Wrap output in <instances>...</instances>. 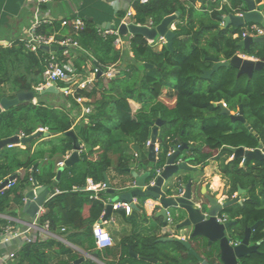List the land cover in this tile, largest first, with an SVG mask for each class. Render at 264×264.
<instances>
[{
	"label": "trees",
	"instance_id": "1",
	"mask_svg": "<svg viewBox=\"0 0 264 264\" xmlns=\"http://www.w3.org/2000/svg\"><path fill=\"white\" fill-rule=\"evenodd\" d=\"M90 1L98 3L96 7L105 13L104 17L67 15L42 23L36 29L37 34H54L58 40L67 36L77 40L80 46L72 47L66 54L64 50L50 53L38 48L32 51L21 40L0 45V99L4 96L13 98L19 91H34L36 94L35 99L22 101L0 113V139L22 132L30 135L40 126L48 127L51 134L49 139L40 141L34 151L33 145L43 135L25 143L24 148H0V184L16 175L11 187L0 190V231L12 223L1 214L16 216V209L24 205L25 193L32 186V169L37 164L35 177L38 183L47 186L56 183L59 190L45 202V211L38 217L39 224L49 221L51 232L63 234L68 241L94 250L93 226L105 212L110 194L106 189L95 192L80 188L87 186L89 178L95 184L104 183L103 173L114 163L111 152L118 142L115 137L118 131L129 135L139 147L137 151L129 145L120 147L115 161L118 170L133 166L144 168L149 164L145 150L160 117L164 122L158 133L157 167L163 165L172 146L182 141L189 145V163L199 166L200 172L214 151L224 155L220 166L230 186L229 196L233 199L239 188L244 190V195L242 203L232 204L222 213L234 222L231 230L238 238L244 235L247 226L259 222L251 235V241L258 243V251L243 258L242 263L264 264V159L251 160L243 165L241 157L228 160L233 156L230 146L255 149L263 144L264 151V70L256 71L249 78L247 74L238 76V69L230 65L214 72L208 80L202 78L203 71L211 69L214 64L210 57L229 60L241 53L264 61V43L255 42L248 50L238 45L245 26L251 23L242 28L220 27V16L231 12L242 0H148L145 3L133 0L131 6L135 14L132 18L137 23L152 20L157 25L176 11L180 14L175 21L173 49L164 44L156 50L148 39L132 35L127 51L116 48V35H103L99 31L105 22L115 21L119 25L127 10L115 11L106 2ZM224 1L226 3L222 4ZM76 17L84 20L82 29L76 30L70 23L63 25L64 20L71 21ZM234 34L238 37L234 38ZM51 55L62 65L71 63L75 72L83 76L95 67L99 72L88 87L77 88L69 95L59 92L66 102L49 103L46 98L58 94L42 93L37 88L46 83L44 75ZM146 63L151 66L146 67ZM112 64L117 65L119 72L107 79L104 72ZM203 81H207L206 87H199L197 83ZM57 85L65 87L67 83L59 81ZM76 97H84V104L92 107L79 120L77 115L81 106ZM130 100L138 102L141 107L134 110ZM221 101H225L231 110H237L241 104L252 129L222 113L216 105ZM69 130H73L85 145L81 159L65 168L60 180L56 181V155L63 157L73 149L72 138L66 134ZM205 146L209 152L203 151ZM140 153L143 154L142 161H139ZM22 169L24 173L20 172ZM141 200L147 202L151 199L139 198V203ZM86 206L87 217L84 214ZM138 206L143 209L142 205ZM154 207L159 209L157 204ZM124 212L122 208L114 209L115 214L125 216ZM182 217L183 212L179 218ZM126 218L134 219L132 215ZM156 218L160 219V216ZM143 229L145 232H141L138 226L109 251L116 255L115 264H154L149 257L163 264H200L182 242L160 241L168 235L159 236L149 226H143ZM191 241L205 259L215 261L217 244L208 248L203 238L194 237ZM129 247L137 255L130 253ZM64 256L68 259H63ZM56 257V264H67L77 259L78 254L62 241L49 237L24 242L16 251L14 260L15 264H55ZM81 264L97 263L86 260Z\"/></svg>",
	"mask_w": 264,
	"mask_h": 264
},
{
	"label": "water",
	"instance_id": "2",
	"mask_svg": "<svg viewBox=\"0 0 264 264\" xmlns=\"http://www.w3.org/2000/svg\"><path fill=\"white\" fill-rule=\"evenodd\" d=\"M198 1L201 2V0ZM179 14L180 12L176 11L164 17L162 21L154 27L140 25L134 22H121L119 25L106 22L103 24V27L118 30L121 35H141L150 40L163 36L167 46L173 49V41L176 32L172 28V24L177 20ZM220 19L221 28H242L249 23L259 24L264 28V6L257 5L256 0H242L239 6L232 8L231 12L221 15ZM255 42L264 43V35L255 37L246 35L238 42V45L248 50ZM40 48L47 52H56L64 49V47L57 45H41ZM210 58L213 59L214 64L211 69L203 71L202 78L206 80L210 79L213 73L220 68L230 65L238 69V76L247 74L249 78H251L256 71L264 70L263 60L245 57L239 53L235 54L229 60H220L216 57ZM145 66L148 67L151 66V64L146 63ZM40 91L42 93H59L60 89L56 84L51 83L47 87L40 89ZM35 98L36 94L34 91H19L13 98L4 96L0 99V113L18 105L22 101L33 100ZM216 105L220 107L222 113L229 115L233 121H241L245 123L249 129H252L244 116V110L241 104L239 105V114L230 113V110L220 102L216 103ZM163 122L164 120L158 117L153 127L150 143L145 150V155L149 164L145 165V171L141 174L132 172L133 181L126 185V188L122 190L112 188L107 171H104V183L111 197L101 217L102 221L108 222L110 220L114 212V202L117 200L129 202L132 207L138 208L135 199H151L159 206V211H157L156 215L162 216L166 225L167 212L169 211L173 216L172 223L169 225H172L176 220L178 222L174 229L180 231L186 230V232L189 233L187 239L168 235L167 237L161 238L160 241L178 240L182 242L187 247L189 253L199 260L200 264H243V258H247L258 251V243H253L251 241V235L259 222L252 226H247L244 235L238 238L231 230L234 222H231L229 219L225 222H219L217 218L223 214V210L228 206L238 202L242 203L241 193L243 194L244 190L239 188L238 195L233 199L221 202L216 195L207 192V187L201 186L200 189H197L198 183L196 178L192 176L190 172L198 171L199 168L189 163L190 157H188L189 152H187L189 145L184 141L173 145L171 150L167 153L163 165L157 167L158 156L156 144L158 142L159 127ZM43 134L48 136L49 132L36 130L34 133L26 136L15 134L0 139V148L7 147L11 144H25L33 139L39 138ZM66 134L72 138L73 149L70 155L64 160L63 164L58 166L55 177L56 181L60 180L65 168L73 166L81 159L80 151L83 147L81 140L73 130L67 131ZM138 149L139 147L136 146L135 150ZM229 149L233 151L234 157H241L243 159V164L251 160L264 159L263 144H259L255 149L245 147L235 148L231 146ZM142 160L143 154L140 153L139 161ZM36 168L37 164L34 165L32 169V184L34 188L26 191L24 205L22 207V211L33 219L36 218L40 207L47 201V196L49 194V187L47 185L38 184L35 177ZM127 170L131 171L130 168ZM15 178L16 175H11L0 184V188L5 187L9 181ZM80 189L85 190V187H81ZM181 212H183L182 219L179 218ZM194 237L205 239L208 248L213 244H217L218 249L214 251V262H209L194 248V243L191 241V238ZM201 242L202 241H200V243ZM130 253L137 255L133 253L131 248ZM148 259L154 264H163L158 262L154 257H149ZM82 261L83 257H80L67 264H81Z\"/></svg>",
	"mask_w": 264,
	"mask_h": 264
},
{
	"label": "crops",
	"instance_id": "3",
	"mask_svg": "<svg viewBox=\"0 0 264 264\" xmlns=\"http://www.w3.org/2000/svg\"><path fill=\"white\" fill-rule=\"evenodd\" d=\"M101 1L108 3L113 9H115V11H117L121 9H126V6L130 0H100V2ZM93 3L95 2L94 1L89 2V0H58L56 2L46 4V6L41 5L40 7H38L35 3V0H0V43L2 45H11V43H13L15 40L26 38L31 24L39 16L49 17L52 19H62L66 17L67 15L90 14L97 19H101L102 17H104L105 13H102V11H99L97 9L96 6L98 3H95V4ZM223 3H226V1L222 2V4ZM198 6H199V2H198ZM113 18L114 20H116V17H113ZM109 22L116 23L115 21H109ZM47 86L48 85L44 86L43 88ZM43 88H40V89H43ZM52 93H55V92H52ZM55 94H58V93H55ZM130 103L134 110H138L141 107V104H139L138 102L134 100H130ZM50 137H51L50 132L48 136L43 134V137L33 145L32 151H34V149L37 147L40 141L44 139H49ZM126 139L129 141H126V144H123L125 143ZM81 142H82V146L84 147L85 145L84 142L82 140ZM119 144L122 146L121 148H124L126 145H129L133 147L134 150H135V147L137 146L135 142L131 140V137L129 138L128 136H124L122 139V142H119ZM15 146H20L22 148L25 147L24 144L15 145ZM121 148H119V150ZM115 149H118V147L116 148V146H114L113 151L111 152L113 161L116 159ZM203 151L209 152L210 150L208 147L205 146L203 147ZM71 152L72 150L67 152V154L63 157L60 155H56L57 165L59 166L63 164L64 160L70 155ZM216 152L217 151L213 152V156L207 161V165L204 167L203 171L200 172L198 170L195 172H190V174L196 178V181L198 183L197 189H200L201 186H205L207 187V192L216 195L220 199L221 202H225V201L231 200L229 196V192H228L230 189V186L229 184H227V179L223 176L222 171H221V166H220L221 160L222 158H224L223 157L224 155H220V153H216ZM80 157H81V151H80ZM233 157L234 156L230 157L228 160L232 159ZM197 167L199 168V166ZM127 169L128 168H126L124 171H120L118 170L116 163L115 164L113 163L110 170L107 171L112 188L119 189V190L126 188V185H128L129 183L133 181L132 172L141 174L145 171L144 168H138L137 166L131 167L130 168L131 171H128ZM20 172L24 173L25 170L22 169L20 170ZM217 177H219L218 181H217ZM48 187H49V194L47 196V199L59 191L56 183ZM32 188H34L33 184L29 189H32ZM238 192L239 190H237L233 194V198L236 195H238ZM243 195L244 194L241 193L242 201H243ZM110 197L108 198L106 204L110 201ZM118 201L119 200H117L116 202ZM135 202L138 205L139 204L142 205L144 211L140 206H137L138 208L132 207V210L130 213H127L122 208V210L125 211L124 212L125 216L115 214L113 212L108 222L102 221V219L97 221L103 224V226L110 232L113 238L114 244L108 248H98L96 246L94 250H87L78 244L68 241L64 237L63 234L54 233L55 238L65 243L75 253H77L78 254L77 258L83 257V261L91 260L97 264H115L116 255L109 253V251L115 247V245L123 238V236L132 234L133 231L136 230V228H138V226L141 232H145L144 231L145 229H143V226H149V228L153 232H156L159 236L167 235V234H164L163 232L166 230L165 226H163L164 218L162 216H160V219L156 218L158 217L156 213L157 211H159V209L154 207L156 205L155 201L149 200L145 202L141 200V202L139 203V199H135ZM22 207L16 209V213H17L16 216L6 215V214H3V215L1 214V216L7 219L12 218L16 220L18 222L19 228L26 229L28 228V223H32L34 219L31 218L29 215H27L25 212H23ZM84 214L86 217L88 216V206H86ZM129 215H132L134 219L128 220L126 217ZM145 215H146V219H145ZM177 222L178 221L175 220V222L172 225H168L167 230L172 231L174 236L187 239L189 233L186 232V230L180 231V230L174 229ZM16 248L18 249L16 245H11L8 248L4 249V252L13 251V250H16ZM130 248L131 247H129V251H130ZM63 259H68V256H64ZM53 261L56 264V262L58 261V258L56 257ZM2 264H15V260L9 261L8 263H2Z\"/></svg>",
	"mask_w": 264,
	"mask_h": 264
},
{
	"label": "built area",
	"instance_id": "4",
	"mask_svg": "<svg viewBox=\"0 0 264 264\" xmlns=\"http://www.w3.org/2000/svg\"><path fill=\"white\" fill-rule=\"evenodd\" d=\"M58 0H35V3L38 7L45 4H50L53 2H56ZM133 0H130L126 6L127 13L125 17L121 20V22L129 23L134 22L136 24L140 25H147L149 27L156 26L152 20L148 21L147 23H137L132 17L135 14V11L133 10L131 3ZM141 2L145 3L148 0H140ZM257 5L264 6V1L257 2ZM53 19L49 17H37L34 22L31 24L29 31L27 33V37L20 39L21 41H24L26 47L32 51H36L38 48H40L41 45H57L64 47V53H68L72 47H79V43L77 40H75L72 36H67L61 40H58L55 35H42L37 34L36 29L42 24L51 22ZM71 24L74 29L79 30L82 29L85 25L84 20L80 17H76L72 19L71 21L64 20L63 25ZM172 28L176 29L175 22L172 24ZM99 31L103 34H114L116 35L114 44L117 49H120L121 51H127L130 46V40L132 35H121L118 30H112V29H99ZM246 35H251L253 37L264 35V28L261 27L259 24H251L250 26H245V30L242 33V38ZM238 34H234V38H237ZM148 41L151 44L161 45V48L164 44H166V40L163 36H159L155 38L154 40L148 39ZM0 45H2L0 43ZM52 53V52H50ZM241 54V53H239ZM246 57V55L241 54ZM99 72V69L95 67L94 70L90 71L86 76H83L79 73L75 72V69L71 63H65L60 64L54 55H51V58L48 63V68L45 71V80L46 83L40 85L37 89L43 88L46 85H49L51 83H54L57 85V82L62 81L67 83V86L65 87H57L60 89L62 93L65 95L74 94V91L77 88H86L94 81L96 73ZM119 72V69L116 64L109 65L107 67V70L104 72V75L107 79L113 78L117 73ZM76 101L81 106V112L77 115V119L79 120L81 117L84 116V114L89 113L92 109L91 106L85 105L86 99L84 97H76ZM224 106H226V103H223ZM37 130H41L43 132H48V127L40 126ZM20 136H26L25 133L18 134ZM150 143V139L147 142V146ZM15 145L11 144L8 147H13ZM159 151V144H156V152ZM14 184V180L9 181V183L3 187L0 188V190L9 188ZM86 190H93L98 191L100 189H106L105 183L101 184H95L90 178L87 180V186L85 187ZM25 200V199H24ZM117 208H123L127 213H130L132 210V206L129 202H123L118 201L114 203V209ZM45 211V208L43 206L40 207L36 218L33 220L32 223H28V228L22 229L19 228L18 222L12 218H8L12 223L7 224L3 229L0 231V264L2 263H8L9 261H13L15 259L16 251L20 248V246L24 242H30L34 241L36 239H47L49 237H54V233H52L49 230V221H46L43 225H40L38 222V217L41 213ZM219 222H225L228 220V215L222 214L218 216ZM167 225H165L166 230L163 231L164 234L167 235H173L172 231L167 230V226L172 223L173 216L171 212H167ZM65 228H62V231H64ZM31 231V232H30ZM93 236L95 239L96 246L98 248H106L110 247L114 244L113 238L110 234V232L103 226L102 223L96 222L93 226ZM11 245H16L18 249L13 251H7L4 252V249L8 248ZM4 252V253H3Z\"/></svg>",
	"mask_w": 264,
	"mask_h": 264
},
{
	"label": "rangeland",
	"instance_id": "5",
	"mask_svg": "<svg viewBox=\"0 0 264 264\" xmlns=\"http://www.w3.org/2000/svg\"><path fill=\"white\" fill-rule=\"evenodd\" d=\"M197 6H198V4H197ZM114 10H115V9H114ZM154 49H156V50L161 49V45H156V46H154ZM197 84H198L199 87H200L201 85H202L203 87H206V85H207V81L198 82ZM163 97H165V96H163ZM46 101H48L49 103H54V104H56V103H60V102H62V101H65V102H66L65 97L62 96V94H58V95H50L48 98H46ZM112 124H114V123H112ZM124 136H128V137L130 138L129 135H124V134L120 133V131H118V132L116 133V136H115V137H118V142H117V144H116V148L118 147V149H115V154H116V155L118 154L119 148L122 147V146L119 144V142H122V139H123ZM131 140H132V139H131ZM126 141H129V140L126 139V140H125V143H123V144H126ZM123 142H124V141H123ZM7 147H8V146H7ZM216 153H218V152H216ZM115 157H116V156H115ZM115 161H116V159L114 160V164L116 163ZM6 215H10V214H6Z\"/></svg>",
	"mask_w": 264,
	"mask_h": 264
},
{
	"label": "flooded vegetation",
	"instance_id": "6",
	"mask_svg": "<svg viewBox=\"0 0 264 264\" xmlns=\"http://www.w3.org/2000/svg\"><path fill=\"white\" fill-rule=\"evenodd\" d=\"M225 101H221L220 103H224ZM219 103V102H218ZM226 103V102H225ZM224 105V104H223ZM226 108H228L229 110H230V113H232V114H239V106H238V109L237 110H231L229 107H228V105H227V103H226V106H225Z\"/></svg>",
	"mask_w": 264,
	"mask_h": 264
},
{
	"label": "clouds",
	"instance_id": "7",
	"mask_svg": "<svg viewBox=\"0 0 264 264\" xmlns=\"http://www.w3.org/2000/svg\"><path fill=\"white\" fill-rule=\"evenodd\" d=\"M248 57V56H247ZM253 58V57H252ZM219 180V177H217V181ZM215 186V185H214Z\"/></svg>",
	"mask_w": 264,
	"mask_h": 264
}]
</instances>
